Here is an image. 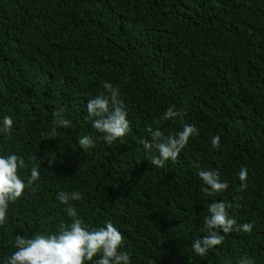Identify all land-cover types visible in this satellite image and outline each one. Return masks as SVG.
I'll return each mask as SVG.
<instances>
[{"label":"trees","instance_id":"16d2710c","mask_svg":"<svg viewBox=\"0 0 264 264\" xmlns=\"http://www.w3.org/2000/svg\"><path fill=\"white\" fill-rule=\"evenodd\" d=\"M102 82L119 86L130 123L110 145L87 117ZM170 106L185 115L160 120ZM61 110L68 128L53 124ZM5 115L14 124L0 132V156L15 153L29 167L18 170L25 192L0 226V264L17 235L70 224L68 207L90 228L111 220L131 264H264V0H0V123ZM183 123L199 135L177 160L152 165L159 153L144 150L147 129L167 135ZM83 136L95 146L81 148ZM32 166L40 178L28 185ZM202 170L218 171L228 189L202 192ZM60 191L82 198L61 204ZM214 201L231 205L237 224L198 256L192 243L208 234ZM244 223L251 233L238 230Z\"/></svg>","mask_w":264,"mask_h":264},{"label":"clouds","instance_id":"9594fccd","mask_svg":"<svg viewBox=\"0 0 264 264\" xmlns=\"http://www.w3.org/2000/svg\"><path fill=\"white\" fill-rule=\"evenodd\" d=\"M102 87L104 91L87 101V117L92 127L102 134L103 141L110 145L129 132L130 123L124 101L120 98L119 86H114L111 82H102ZM184 115L182 110H176L175 106H170L159 119L175 122ZM13 124L11 116H3L0 132L10 133ZM53 124L68 128L71 126V121L63 117L61 110L56 113ZM147 131L151 134V141L142 140L141 144L146 151L156 149L159 155L151 159V164L160 168L166 161L177 160L190 137L199 135L196 125L191 123H183L181 130L169 132L167 135L158 128L149 127ZM55 132L56 127L52 129L50 135L54 136ZM220 139L219 135L211 138L213 149H219ZM78 144L81 148L88 149L95 146V141L91 136H83L78 138ZM28 167L24 158L15 153L0 156V226L7 219L9 205L14 204L25 192L26 184L18 175V170ZM29 171L27 184L33 185L39 180L40 172L35 166H32ZM197 174L206 185L202 188V192L208 196L226 191L229 187L227 182L220 181L218 171L202 170ZM237 176L241 182V191L246 190L248 169L241 166ZM81 198L82 194L79 191L57 193L58 201L65 205L69 204L70 200L78 201ZM241 199L242 196L235 197L236 201ZM230 206L223 201H214L209 204V215L204 218V227L208 234L192 243V249L196 255L204 256L209 249L222 245L225 236L232 232L237 221L229 217ZM66 214L72 218V222L61 225L57 232L36 233L31 238L17 235L14 241L10 242L15 251L4 255L3 264H87V262L131 264V254L121 250L124 248V237L111 220L104 221L100 227L90 228L73 207H68ZM253 226V223H244L238 230L251 233ZM238 264H256V261L253 258H243L238 261Z\"/></svg>","mask_w":264,"mask_h":264}]
</instances>
